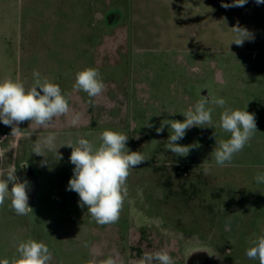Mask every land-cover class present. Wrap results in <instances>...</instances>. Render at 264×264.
<instances>
[{
    "label": "rangeland",
    "instance_id": "374dc122",
    "mask_svg": "<svg viewBox=\"0 0 264 264\" xmlns=\"http://www.w3.org/2000/svg\"><path fill=\"white\" fill-rule=\"evenodd\" d=\"M232 3L233 0H0V79H18L30 87L34 82L32 69L37 67L32 59L60 43L69 45L70 55L78 46L84 50L87 67L97 68L106 85L90 105L87 94V99L82 98L73 90L70 76H60L54 70L46 77L40 73L41 78L70 94V113L55 118L47 127L22 122L14 135L11 126L0 123V163L5 168L14 166L16 176L28 164L32 174L25 180L34 178L40 190L37 203L29 198L33 211L27 215H16L9 207L10 198L0 208V260L11 262L18 257V244L34 239L50 249V264H99L109 256L116 264H137L144 252L160 249L169 252L175 264H230L227 255L236 241L227 236L228 225L238 221L235 215L240 210L243 213L239 223L246 225L255 206L264 204V184L254 179L264 171V139L259 141L253 136L223 167L213 157L208 159L210 165H185L166 153L156 154V143L165 142V136L159 138L161 134L149 132V119L143 121L142 110L149 108L152 117L158 116L169 109L165 105L174 102L169 93H162L160 98L152 93V83L163 80H169L172 86L183 84L192 93L181 96L184 113L196 92L200 91L202 98L210 96V91L200 90L207 83H213L215 89L213 108L221 109L213 101L224 97L225 86L234 88L240 83L232 76L238 64L264 60V4L248 0L243 7H222ZM236 25L248 29L253 39L242 46L231 43L235 36L231 28ZM60 29L69 30L71 35L42 36L46 30ZM79 32L83 36H74ZM89 55L96 56V66ZM83 58L80 55L79 59ZM211 71L214 79L208 81L206 74ZM233 101L232 96L230 102ZM79 102L86 103L87 110H80L73 126L70 121L80 109ZM106 129L127 135L126 146L139 151L147 161L130 170L119 220L99 225L86 206H79L78 194L67 190L74 168L69 161L72 149L60 146L69 142L75 145L79 138L98 146V136ZM49 133H55L62 159L46 153L47 164L42 166L45 158L35 155L32 149L36 140ZM188 135L195 140L193 134ZM185 141L192 145L191 139ZM163 146L166 144L159 147ZM196 150L201 152V148ZM205 168L209 169L207 174ZM201 182L208 186L209 201L201 200L196 193L194 184ZM11 187L9 184V190ZM228 212L229 219H224ZM85 243L88 247H84Z\"/></svg>",
    "mask_w": 264,
    "mask_h": 264
},
{
    "label": "clouds",
    "instance_id": "9594fccd",
    "mask_svg": "<svg viewBox=\"0 0 264 264\" xmlns=\"http://www.w3.org/2000/svg\"><path fill=\"white\" fill-rule=\"evenodd\" d=\"M247 2L248 0H233L231 5L222 4V7H243ZM255 2L258 5L264 4V0ZM231 29L235 33L231 43L237 46L253 39L252 34L244 27L236 25ZM32 75L34 83L30 87H26L25 83L18 79H0V123L11 126L13 135L20 130L18 125L22 122L29 121L37 127H47L55 118L65 116L71 111L70 94L63 93L58 84L47 78L42 79L39 71L34 70ZM105 89L103 77L97 68L87 67L75 74L73 90L85 92L90 98V105H94V98L100 97ZM208 103L207 98L197 101L183 113V121L171 120L170 123H162L155 131L160 134L165 125L169 126L171 133L166 147L173 154L184 157L194 147L177 143L185 137L187 130L192 127H220L224 132L230 133V138L216 139V146L210 154L214 155L215 163L223 167L244 149L257 132L256 117L246 109L233 110L227 106L224 98H216L214 105L224 109L220 113L219 124L216 125L212 118L214 108L208 107ZM78 120L79 114L73 115L70 123L75 126ZM147 126L153 127L150 124ZM98 139V146L85 138H79L75 145L69 142L60 146L72 149L69 161L74 168L67 190L78 194L79 206H86L87 213L97 224H114L119 220L127 196L126 181L130 170L147 160L139 151H131L126 146L129 137L123 133L106 129L99 134ZM59 148L56 146L55 133H49L46 137L36 140L32 151L35 155L45 158L42 161L44 166L47 164L46 153H54L58 160L62 159ZM16 171L14 166L5 168L0 163V208L4 206L6 198H10V209L16 215H27L33 211L29 206V182L21 181L16 176ZM208 172L209 169L205 168V174ZM254 179L256 183L264 184V171L258 172ZM9 184L12 185L11 190ZM254 237L250 238V246L246 248L245 255L250 260L264 264V228L259 234H254ZM84 247H88V244L85 243ZM16 251L17 258L11 262L0 260V264H50L52 260L48 246L34 239L20 242ZM99 264H116V260L109 256L99 261ZM137 264H175V260L169 252L160 249L144 252Z\"/></svg>",
    "mask_w": 264,
    "mask_h": 264
},
{
    "label": "crops",
    "instance_id": "0c3cea01",
    "mask_svg": "<svg viewBox=\"0 0 264 264\" xmlns=\"http://www.w3.org/2000/svg\"><path fill=\"white\" fill-rule=\"evenodd\" d=\"M49 35L60 37V36H65V35H71V33L67 29H60V30H46L44 34H42V36H49ZM75 35L83 36V34L80 32L78 34H74V36ZM52 48H53L52 50L48 49L45 52V55L43 54L37 55L36 60H35V57L34 59H32L37 64V67L35 69L34 68L32 69V73L34 70H36V71H39L40 73H43L44 77H46L49 71L54 70L60 76L61 75L70 76L71 82L74 83L75 74L78 71H80L82 68L83 69L87 68V64H86V61H87L86 54L87 53L84 50H81V48L78 46V49L74 48L73 54L70 55L69 54L70 51H68L70 49L69 45L64 46V45H60V43H57V45ZM67 53L70 56H67ZM80 55H83L84 57L83 60L79 59ZM53 56H55V58ZM39 58L40 60H38ZM92 58H93V63H95L94 65L96 66V64H98V62L96 61V56L92 57L91 55H89V59L92 60ZM60 64H63V65L60 67ZM233 65H236V64H233ZM227 68L228 69L231 68V63H228ZM211 69H213V67H211ZM237 69L238 71L232 76L235 77L240 83L234 88H232L230 84L228 86H225V88L222 90V93L224 96L223 98L226 100L227 106L232 108L233 110L235 109H241V110L246 109L247 110V107H249L252 110V111L250 110L249 112L255 114L256 123H257V132H255L253 136L255 137V139L262 141L264 139V135H262L264 134V60L251 61V62L250 61L240 62L237 66ZM229 75H230V72H229ZM137 79H139V77H137ZM213 79H214V72L213 71H211L210 73L208 72L206 74V80L209 81ZM163 82H164L163 87H161ZM33 83L34 82L31 83V86ZM162 83L158 81L155 82L154 85L152 83V88H151L152 93H154L159 98L162 93L164 92L166 94L169 93L170 97L174 99V102L168 106L165 105V107L166 108L168 107L169 109H167L165 113L159 114L158 116L152 117L151 109L149 108L148 110H145V109L142 110L143 121L147 122V120L149 119V124L154 126V129H152V127H149L150 128L149 132L151 131L153 133L156 132L155 129L157 127H160L162 123H165V124L170 123L171 120L183 121L184 120V116H183L184 105L180 103V100H182L181 96L184 94L192 95V93L187 92L183 84L172 86L169 80H166V81L163 80ZM198 84L196 83V86H199ZM206 85L207 86L205 87L203 86V88H201L200 90L201 92L210 91L211 93L210 96L206 97L209 102L207 106L213 107L211 103L214 98L213 97V93L215 90L214 85L213 83H207ZM194 92H196V90H194ZM76 93H81V94L84 93L85 95H81V94L79 95L82 98L87 99L88 97V95L86 97V93L83 91H79V92L77 91ZM196 93H197L196 95L195 94L193 95L195 98L192 97L191 106H193L197 101L203 99L202 93H200V91ZM232 96L235 98V101H233V103L230 102L232 101ZM133 102H134V99L132 97V103ZM78 104H80V106L78 107L80 109L79 111H75L74 113L75 115L79 113L81 115V111H83L84 109L87 110L86 103L83 104V102H79ZM223 110H224L223 108L217 109V110L214 108V111L212 113L214 124L216 125L219 124L220 113ZM170 113H175V114H170ZM132 116L134 117V114ZM170 133H171V128L165 125L164 131L160 133L161 135H159V138L160 136L164 135L166 141L163 143L158 141L156 143V147H155L156 152H157L156 154H159V155L162 154L161 156H163L166 153V155L171 156L172 159L176 161H181L182 163H186L185 165L193 164V163H196V165H202V166L210 165L211 162H208V159L210 157L214 158V155L210 153L215 148L213 144L215 143L216 139L227 140L230 138V133L224 132L218 126L215 128L213 127H192L191 129L186 131L187 135L182 140L177 141V143L180 145H187V141L185 140L191 139V144L194 146L195 149L191 150L190 154L188 153L187 156L181 157L176 154H173L167 148L164 149L166 146L161 147L162 149L159 147L161 146V144L167 145V142H168L167 140L169 138ZM188 134L190 135L193 134L195 136V140L194 138L192 140V136L188 137L189 136ZM257 134L258 135L260 134V135L258 136ZM198 147L201 148V152L199 150H196V149H199ZM157 149H159V153ZM29 173L32 174V171L28 170V164H26L24 165L23 171L19 173L17 177L21 181H23L25 180L26 177H28ZM28 190H30L29 198L31 202L37 203L36 198L40 190L38 189L36 180L34 178H31L29 182Z\"/></svg>",
    "mask_w": 264,
    "mask_h": 264
},
{
    "label": "trees",
    "instance_id": "16d2710c",
    "mask_svg": "<svg viewBox=\"0 0 264 264\" xmlns=\"http://www.w3.org/2000/svg\"><path fill=\"white\" fill-rule=\"evenodd\" d=\"M194 187L198 196L201 197V200L209 201L207 191L208 186L206 183L201 182L200 185L194 184ZM222 205H224V203L213 206L215 207ZM242 213V210L238 211L235 215V219H237L238 221H231V223L229 222L230 224L228 225L229 232L227 233V236H231L236 242L233 246L230 247V252L227 255V261L230 264H259V261L257 260L248 259L245 255V250L250 246V238H255L254 234H259L260 230L264 228V204L262 203L259 206H255V212L246 225H242L241 223H239L242 221ZM224 217V219H229V212L228 215L226 214ZM237 228L240 230H237Z\"/></svg>",
    "mask_w": 264,
    "mask_h": 264
}]
</instances>
